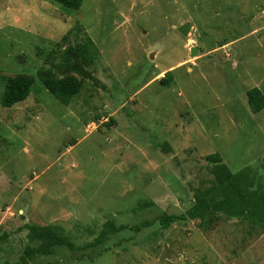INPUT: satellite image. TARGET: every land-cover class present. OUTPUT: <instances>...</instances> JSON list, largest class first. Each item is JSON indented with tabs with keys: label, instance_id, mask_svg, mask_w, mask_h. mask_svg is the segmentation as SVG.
Segmentation results:
<instances>
[{
	"label": "rangeland",
	"instance_id": "obj_1",
	"mask_svg": "<svg viewBox=\"0 0 264 264\" xmlns=\"http://www.w3.org/2000/svg\"><path fill=\"white\" fill-rule=\"evenodd\" d=\"M89 40L90 77L63 105L38 72ZM19 74L36 83L4 108L6 81ZM252 88L264 94V0H85L78 11L0 0V264H264V109L251 112ZM215 153L253 182L254 201L234 207L259 216L163 225L199 193L224 198L207 160ZM33 226L77 249L23 258L47 243Z\"/></svg>",
	"mask_w": 264,
	"mask_h": 264
},
{
	"label": "trees",
	"instance_id": "obj_2",
	"mask_svg": "<svg viewBox=\"0 0 264 264\" xmlns=\"http://www.w3.org/2000/svg\"><path fill=\"white\" fill-rule=\"evenodd\" d=\"M55 3L61 5L63 8L78 11L81 9L85 0H53ZM95 46L92 40L88 42L69 47L63 58L61 64H57L48 69H41L38 72V77L41 80L43 86L63 105L68 106L76 95L79 94L84 80L90 75L86 71L88 67H91L95 57ZM56 72H59L61 76H58ZM174 81L173 71H168L165 76L160 80V84L163 86H170ZM36 83V78L27 74H19L7 79L5 84V90L2 95L1 105L4 108H11L16 104L22 103L28 99L32 89ZM248 105L252 113H259L264 109V94L259 88H252L247 91ZM207 160L213 164L211 172L215 177L217 184L224 189V198L213 203L210 199H206L204 194L195 195L196 203L182 215H162L160 221L163 225H170L177 220H186L188 217L201 218V226L209 227L214 222V214L219 211H224L231 216H239L245 214H252L259 216L254 209H247L242 207L236 209L234 202L238 198H242V205L254 201L252 195H250L252 181L246 180L243 174L233 173L229 167L224 163L220 154L215 153L207 157ZM264 221V217H261ZM114 230L121 231L129 229L127 225L116 227L113 222H107ZM150 222L145 221L140 226L131 227L135 231H140L142 228L149 227ZM33 235L42 240H46L40 248L26 249L25 255L27 256H48L54 252L56 246H66L71 249H77L75 244L69 239L61 236L52 227H31ZM103 231L96 239L92 246L97 245L104 238ZM3 264H22L17 263H3Z\"/></svg>",
	"mask_w": 264,
	"mask_h": 264
},
{
	"label": "water",
	"instance_id": "obj_3",
	"mask_svg": "<svg viewBox=\"0 0 264 264\" xmlns=\"http://www.w3.org/2000/svg\"><path fill=\"white\" fill-rule=\"evenodd\" d=\"M193 28V24L191 22H186L180 27H178L177 31L183 35V36H188L189 32ZM199 54V49L197 47H193L191 49V57H196Z\"/></svg>",
	"mask_w": 264,
	"mask_h": 264
}]
</instances>
